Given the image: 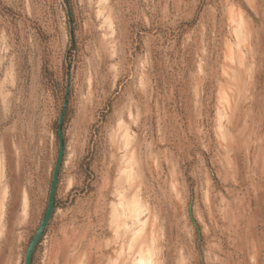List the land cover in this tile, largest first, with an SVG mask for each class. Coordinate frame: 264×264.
<instances>
[{
  "label": "rangeland",
  "instance_id": "1",
  "mask_svg": "<svg viewBox=\"0 0 264 264\" xmlns=\"http://www.w3.org/2000/svg\"><path fill=\"white\" fill-rule=\"evenodd\" d=\"M68 74L32 264H264V0H0V264L44 215Z\"/></svg>",
  "mask_w": 264,
  "mask_h": 264
},
{
  "label": "water",
  "instance_id": "2",
  "mask_svg": "<svg viewBox=\"0 0 264 264\" xmlns=\"http://www.w3.org/2000/svg\"><path fill=\"white\" fill-rule=\"evenodd\" d=\"M64 1L67 2V0H64ZM66 14L69 20V37H70L71 43L74 44V33H73L74 25L72 22V12H71V8L69 5L66 7ZM69 90H70V74L67 75L66 86H65V97L63 100L62 109L59 114L58 122H57V128H56L57 154H56V159H55V163H54L53 170H52V175H51V180H50V185H49V190H48V197H47V202H46V208L44 211V215L41 219V222L38 225L34 235L32 236V239L30 240L26 248L24 259H23V264H32V259H33L35 249L37 245L39 244L40 239L43 237L44 232L47 229L52 219V216L54 214L56 188L58 184L59 173H60V169L62 166L64 151H65L63 122H64L65 113H66L67 106H68ZM188 213H189V218L192 224L194 225L197 231L198 237H199V230H198L197 224L195 223L192 217L191 206H189Z\"/></svg>",
  "mask_w": 264,
  "mask_h": 264
}]
</instances>
